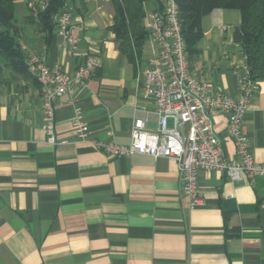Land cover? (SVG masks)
<instances>
[{
  "label": "crops",
  "instance_id": "crops-1",
  "mask_svg": "<svg viewBox=\"0 0 264 264\" xmlns=\"http://www.w3.org/2000/svg\"><path fill=\"white\" fill-rule=\"evenodd\" d=\"M42 1H15L20 46L69 73L89 55L100 66L84 86L55 100L51 143L40 83L0 58V264H264V175L233 182L223 172L202 171L203 201L191 207L174 159L112 156L94 145L129 143L138 116L149 117V129L157 127L154 104L138 91L137 61L147 66L158 46L147 45L148 38L140 54H124L110 29L112 0H66L79 41L63 48L57 27L44 31L39 24ZM240 23L238 9L211 11L190 58L191 71L213 91L235 97L239 69L247 64L234 36ZM78 113L89 126L84 139L75 130ZM226 126L225 114L214 118L220 145L233 155ZM243 129L263 163L264 79Z\"/></svg>",
  "mask_w": 264,
  "mask_h": 264
},
{
  "label": "built area",
  "instance_id": "built-area-1",
  "mask_svg": "<svg viewBox=\"0 0 264 264\" xmlns=\"http://www.w3.org/2000/svg\"><path fill=\"white\" fill-rule=\"evenodd\" d=\"M48 0L41 2L46 8ZM160 8L146 15L149 38L158 46V52L142 66L137 61L138 91L142 99L154 104L158 125L149 129L148 116L135 117L130 141L95 140L94 145L112 156L132 153L164 156L177 162L182 191L189 197L190 206L202 204L199 175L202 171L223 172L231 181L239 182L245 176L264 175V162L255 160L252 144L245 133L246 112L253 95L259 89V80L252 77L248 65L239 69V95L213 91L210 83L200 79L190 69L189 54L182 33L177 0H160ZM74 13L63 7L54 17L63 48L74 49L79 39L72 32ZM28 71L38 80L42 92L43 128L48 141L55 143L54 102L60 96L82 87L100 66L97 55H89L73 72H66L60 63L49 65L45 55H39L22 45ZM225 114L226 132L233 141L235 152L227 155L214 131V118ZM75 130L82 139L89 126L81 114L75 117Z\"/></svg>",
  "mask_w": 264,
  "mask_h": 264
},
{
  "label": "trees",
  "instance_id": "trees-1",
  "mask_svg": "<svg viewBox=\"0 0 264 264\" xmlns=\"http://www.w3.org/2000/svg\"><path fill=\"white\" fill-rule=\"evenodd\" d=\"M16 0H0V58L16 68H27L25 54L18 42L15 27ZM115 5L114 23L110 29L119 41V49L129 56L143 50L149 38L145 26V0H112ZM182 33L191 56L198 51L197 44L204 35L202 20L216 8L238 9L241 23L235 28V40L242 46L253 78L264 79V0H177ZM154 8H160L156 0ZM66 0H48L39 11L38 20L44 31L54 27L55 15L65 7Z\"/></svg>",
  "mask_w": 264,
  "mask_h": 264
},
{
  "label": "rangeland",
  "instance_id": "rangeland-1",
  "mask_svg": "<svg viewBox=\"0 0 264 264\" xmlns=\"http://www.w3.org/2000/svg\"><path fill=\"white\" fill-rule=\"evenodd\" d=\"M154 6H155V2L153 0H145L144 8L147 11V15H148L149 11L154 8ZM144 21H145V25H146V23L148 21L147 17H145ZM150 43H151V40L149 39L147 45H150Z\"/></svg>",
  "mask_w": 264,
  "mask_h": 264
}]
</instances>
